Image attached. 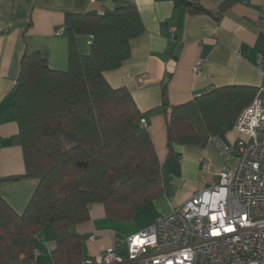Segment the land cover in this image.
<instances>
[{
  "label": "trees",
  "instance_id": "1",
  "mask_svg": "<svg viewBox=\"0 0 264 264\" xmlns=\"http://www.w3.org/2000/svg\"><path fill=\"white\" fill-rule=\"evenodd\" d=\"M236 1L228 0L219 11ZM64 27L72 40L89 37V54H79L73 44L66 71L50 69L38 52L21 62L13 142L23 151L26 172L14 179L39 183L22 214L0 195V264H37V237L47 227L56 241L53 264H84L82 238L72 229L89 221L92 205H103L110 219L130 221L167 193L163 167L132 95L112 88L104 77L122 67L131 42L145 32L136 5L121 3L103 15L68 14ZM166 88L162 107L171 156L174 145L204 147L233 131L258 92L221 87L172 106Z\"/></svg>",
  "mask_w": 264,
  "mask_h": 264
},
{
  "label": "crops",
  "instance_id": "2",
  "mask_svg": "<svg viewBox=\"0 0 264 264\" xmlns=\"http://www.w3.org/2000/svg\"><path fill=\"white\" fill-rule=\"evenodd\" d=\"M0 0V195L22 214L38 186L36 179H14L26 172L23 151L13 142L18 125L13 112L14 88L25 54L38 52L56 71L69 67L71 46L90 53L89 37L73 40L65 32L68 14H110L121 3H134L145 32L131 42L130 58L104 77L112 88H126L145 121L163 167L171 195H163L138 212L133 220L107 217L101 204L90 207L89 221L72 231L82 238L85 260L110 248L127 259L125 238L152 226L195 194L209 188L225 165L215 147L174 145L168 149L163 112L164 86L170 105L186 104L210 90L228 86L258 88V55L264 53L262 0ZM210 13L191 12L190 6ZM174 28V30H172ZM63 34H58L60 30ZM200 65V72L195 73ZM237 134L222 137L227 143ZM13 178V179H11ZM54 231L47 227L36 241L37 264H53Z\"/></svg>",
  "mask_w": 264,
  "mask_h": 264
},
{
  "label": "built area",
  "instance_id": "3",
  "mask_svg": "<svg viewBox=\"0 0 264 264\" xmlns=\"http://www.w3.org/2000/svg\"><path fill=\"white\" fill-rule=\"evenodd\" d=\"M256 67L261 85L234 127L235 140H209L225 161L211 186L126 237L127 259L110 248L84 264H264V53Z\"/></svg>",
  "mask_w": 264,
  "mask_h": 264
},
{
  "label": "water",
  "instance_id": "4",
  "mask_svg": "<svg viewBox=\"0 0 264 264\" xmlns=\"http://www.w3.org/2000/svg\"><path fill=\"white\" fill-rule=\"evenodd\" d=\"M167 197H169L171 195V188H167V193H166Z\"/></svg>",
  "mask_w": 264,
  "mask_h": 264
}]
</instances>
